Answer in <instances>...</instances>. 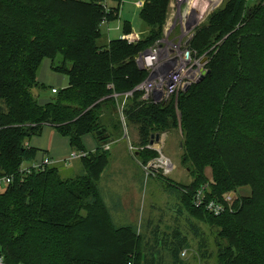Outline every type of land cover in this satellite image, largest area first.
Here are the masks:
<instances>
[{
  "label": "trees",
  "instance_id": "trees-1",
  "mask_svg": "<svg viewBox=\"0 0 264 264\" xmlns=\"http://www.w3.org/2000/svg\"><path fill=\"white\" fill-rule=\"evenodd\" d=\"M103 2L0 0V178L11 179L0 193L4 264H167L165 257L169 264H189L180 257L189 241L178 229L164 238L153 232V242L112 223L98 186L108 166L106 152L89 154L82 175L73 181L61 179L52 167L27 176L18 173L35 161L36 151L26 141L45 126L67 137L75 151H84V136L96 140L102 129L113 141L109 130L122 129L118 107L130 93L122 113L142 147L178 123L168 104L134 92L147 79L139 58L164 38L171 1L145 0L139 14L145 34L138 41L105 45L100 26L117 18L122 0H112L116 7L107 12ZM123 33L131 34L130 25H124ZM186 49L190 58L206 59L209 73L181 91L176 102L185 160H193L198 175L200 168H211L208 199L222 202L224 194L246 184L251 192L216 218L191 204L206 185L186 188L191 207L208 218L189 214L211 234L215 230V252L210 253L203 229L186 217L197 241L199 259L194 262L264 264V176L241 174L231 165L236 147L264 159V0L225 1L194 29ZM44 60L69 81L52 101L40 104L31 92L44 88L36 80Z\"/></svg>",
  "mask_w": 264,
  "mask_h": 264
},
{
  "label": "rangeland",
  "instance_id": "rangeland-1",
  "mask_svg": "<svg viewBox=\"0 0 264 264\" xmlns=\"http://www.w3.org/2000/svg\"><path fill=\"white\" fill-rule=\"evenodd\" d=\"M81 1H86V0H81ZM144 1L145 0H122V3L118 10L117 18L108 22L107 24H102L100 26V33L102 36L100 43L105 45L109 41L123 39L124 37L123 28L125 24L130 25L131 33L138 37L136 38L137 39L136 41H138L140 37L144 35L145 32L147 31L139 17L140 7L138 6V3L142 2L141 4H143ZM225 1L227 0H218V3L209 11L205 12L203 16H202L203 13L202 10L199 11L197 13L198 15L197 17L189 18L184 23V25H182L183 22L180 20V17H176L175 15L173 16L169 15L167 24L164 27L163 45L169 49H172L171 53L174 56H180V57L184 56L187 53V49H186L187 46H185V43L193 35L194 29L198 27L200 24H202L205 21L206 17L210 15V13H212L216 9H219ZM202 4H205L203 3L202 0H194L193 5L189 6V10H187L188 7H186V4L185 5L182 4L179 8L181 12L180 16L183 17L185 14L189 15L190 10L196 11L197 9L202 7ZM104 5L106 6L107 10H112L116 7V4L113 3L112 0H104ZM208 5L210 6V4ZM199 15L202 17H199ZM189 28L190 31L188 30ZM190 57L187 64L190 66L193 65V69L198 68L200 76H203L201 75V71H203L204 73L206 62L205 64H201V61L203 59L190 58ZM47 63L48 61L45 60L39 67V73H40L39 80L41 78V73L45 71V65H47ZM48 72H50L51 74L56 73L52 70L50 71V69H48ZM52 78L55 80V83H53V85H50L49 83L41 82L44 85L43 89L36 88L32 90L31 93L38 103L45 104L48 103L49 101H52L55 98V95L51 93L52 89H55L56 91L59 92L68 87L69 80H67L65 76L53 74ZM148 78H149V73L147 72V79ZM59 79L64 81L63 83H59L62 85L58 84L54 86V84H57L56 82L59 81ZM180 92L181 91L179 90L175 94L171 96H163L161 99L160 104H168V106H166L167 109H171L175 113L178 120V123L174 128H169L168 132H165L168 133V135H166L165 138H164L165 135H163L165 133L161 134L160 142L161 139L165 141L162 146H160L161 144L160 142L158 145H154L152 147H150L149 144H147L146 147H142L141 145H139V138L137 136L136 130L132 126H126V123L124 122V117L122 112L127 99L124 98L123 101L121 102V105L118 107V113H117V118L119 117V119L123 123L122 129L120 131L109 130V133L113 137H115V139L110 143L111 145L110 152L107 150L106 147L101 148L100 150L102 152H106V154H109L108 166L105 169V173H107V175L113 174V179L117 177L116 180H120L121 179L120 174H124L125 167L126 168L129 167L132 170V173L127 172L126 175L132 174L134 176L136 174V178L134 181H139V182L137 183V186L134 187V192H138L139 190H141V194L139 195L136 202L137 209H135L136 211L132 212L134 217L137 216L138 219L136 223L133 224V226L137 227V225H140L142 222L144 227L147 228V231L148 232L151 231V233H149V236L152 238L153 242H154L155 234L156 235L159 234L160 238H164L165 235L170 236L172 230L178 229L179 231H181L180 233L184 234L187 237V240L189 241V249H187V257L185 261H187L189 264H197L196 262H194V259L196 260L199 259V255L196 249L197 241L193 236H191L193 234L192 231L189 229V226L187 225L188 224L187 222L189 220L187 221L186 217H189L194 224L198 225L200 229H203V233L207 237L208 250L210 253L215 252V248H214L215 230H213V233L211 234L208 228L200 224L196 216L189 214V211H192L196 215H200V216L203 215V218H208L207 215L197 212L191 207L190 196L188 195V190L186 188L191 184L194 185V189L198 187V184H202V183L205 185L212 184L213 176H212V170L208 166L204 167L203 169L200 168L201 175H198L197 174L198 170L193 167V160L191 158L189 161L185 160V156H187V154H186V150L183 147L184 133L179 123V111L177 109V103H176ZM39 136H34V137H39ZM117 142L119 143L115 145V143ZM205 146L208 147L209 143L207 142L204 145V147ZM236 148L238 150L237 153L233 156L234 159H232L231 162L232 169L241 174L248 175L252 173V174H257L259 176H264V159H261L257 155V153L252 150L243 149L241 147H236ZM155 149H158V151ZM126 150L128 152V155L126 153ZM146 150L154 153L153 157L150 156L151 157L150 158L147 153H144V151ZM228 150H230V148ZM134 152L135 154L137 153L138 155L135 156ZM161 157H163L167 162L168 167L166 168L168 170L170 168L169 171L170 175L165 174L163 170L159 171L157 169L155 170L156 175L155 173L149 172L150 178H147L146 176L145 178L142 175L141 169L145 168L147 172L149 170H153L151 168V165L153 163L160 165L159 161H161V159L159 158ZM85 160L72 161L67 166H64L63 164L55 165L58 170L57 173H59V177L61 179H68L72 181L77 179L78 176L82 175L81 167H82V163ZM136 161L139 162L142 168ZM23 166L25 167L29 165L24 164ZM151 181H157V185L153 186L150 189L152 192L148 193V187H150V184L152 183ZM102 182L104 184L109 182L108 176L105 177L104 180H102ZM99 186H100V181H99ZM244 186L246 187L240 186L231 193H226L221 197L223 201H224V197L228 198V202H226L227 212H230V210L233 209L235 204L239 205L240 200L250 198V194H251L249 189L250 187L247 184ZM125 189L126 187H124L123 190ZM100 190L102 192V196H105L106 190L107 192H110V189H104L105 191H103V189L100 188ZM4 192L5 190L2 191V193ZM258 196H261V194H258ZM145 197L148 198L151 209H153L152 214L153 215L155 214V217L151 214L149 217L148 216L143 217V206L145 207V203H143V201ZM147 208H149V206L146 203V210ZM129 210H131V208ZM179 213H181V220L179 219L180 217ZM128 222L126 220H123L117 224H119L120 226H125L130 224ZM148 222H150L151 225L147 224ZM187 229H188V233H187ZM153 232H155V234L151 236ZM207 264H211V263H207Z\"/></svg>",
  "mask_w": 264,
  "mask_h": 264
},
{
  "label": "built area",
  "instance_id": "built-area-1",
  "mask_svg": "<svg viewBox=\"0 0 264 264\" xmlns=\"http://www.w3.org/2000/svg\"><path fill=\"white\" fill-rule=\"evenodd\" d=\"M189 1L190 0H176L177 15L181 14L179 8L182 4H186V7H188L187 10H189ZM141 6L142 5L139 7ZM104 9L107 12L105 5ZM185 22H183V25ZM102 24H107V22L103 20ZM123 39H126L129 42L137 40L136 38L133 39L132 36L131 39L128 36H125ZM163 43L164 39L148 50L149 54L147 57L143 58L141 56L139 58V64L149 73V78L134 89V92L141 93L142 99L146 100L150 98L154 103H160L163 96H171L179 90L185 91L191 85L198 83L202 77L199 74L198 68L193 69V65L190 66L187 64L189 61L188 52L182 57L174 56L171 53L172 49L167 48ZM202 73L203 71H201V75H203ZM57 92L58 91L55 89L51 90V93L54 95ZM130 96L131 93L127 94L125 98ZM88 156L89 154L84 151H75L70 154L64 164L68 165L70 162L76 160L81 161ZM159 159H161V161H159L160 165L153 163L151 165L153 170H150L149 172L156 173L155 170L158 169L159 171L163 170L165 174H169L170 168L169 170L166 168L168 167L167 162L163 157ZM53 165L54 161L51 160L50 157L44 156L40 161L34 162L30 167L22 166L18 173L27 176L31 172H38L42 169L52 167ZM10 183V178H0V193H2ZM208 195L209 191L207 185L199 188L191 199L193 208L203 210L206 214L216 218L225 214L227 211L226 202H228V198L224 197V201L222 200V202H220L216 199H208ZM180 257L186 259L187 251H182ZM0 264H4L2 256H0Z\"/></svg>",
  "mask_w": 264,
  "mask_h": 264
},
{
  "label": "crops",
  "instance_id": "crops-1",
  "mask_svg": "<svg viewBox=\"0 0 264 264\" xmlns=\"http://www.w3.org/2000/svg\"><path fill=\"white\" fill-rule=\"evenodd\" d=\"M170 1H171V3H170V6H171L170 16L175 15L176 17H180V20L182 22H185L189 18H191V15L189 17V15H187V14H185L183 17H181L180 15H177L176 14V11H177L176 10V3H175L176 0H170ZM141 3L142 2L138 3V6L142 5ZM197 16L198 15L196 13L194 17H197ZM199 17H201V16L199 15ZM180 20H179V22H180ZM182 25H183V23H182ZM131 36L133 39L138 38L137 36L133 35L132 33L130 35H128V37L130 39H131ZM124 37H125V35H124ZM46 61H48V63H47V65H45V71H43V73H41L40 80H39V74H40L39 70H38L37 75H36V80H37V83L39 85H43L41 82L49 83L50 85H53V83H55V80L52 78L53 74L61 75V74H56V73L51 74L50 72H48V69H50V71H51V62L49 60H46ZM38 80H39V82H38ZM63 82H64L63 80L59 79V81L56 82L57 84H54V86L58 85L59 83H63ZM59 85H62V84H59ZM163 135H165L164 136V138H165L166 135H168V133H165ZM160 138H161V135H160ZM119 142L115 143V145H117ZM164 142L165 141L161 139L160 146H162ZM26 143H27L26 145L28 147H30L36 151V156H35L34 162L40 161L42 156L43 157L48 156L51 158V160L54 161V165L52 166V168H55V169H57L55 165L63 164L64 166H67L64 164L65 161L69 158L70 154L75 151L71 147L70 141L67 137L61 136L58 132H56L53 128H51L49 126H45L42 128V132H41L39 137L33 136L29 140H27ZM158 144L159 143H156L155 145H158ZM82 146H83L84 152H86L88 154H94L96 152V150L101 149V148H105V147L107 148V150L109 152L111 151V145L110 144H107V145L103 144L102 146H99L98 142L91 135H87V136H84L82 138ZM160 146H157V147H160ZM127 150H128V147H127ZM127 150H126V153L128 155ZM155 150L158 151V149H155ZM160 151H161V149H160ZM134 155L136 156L135 152H134ZM136 162H138V161H136ZM138 164H139V162H138ZM141 168H142V166H141ZM124 170H125L124 174H120L121 175L120 180H116L117 177L113 179V174L107 175V173H105V171L101 174V177L99 180L101 187L98 185L99 186V192L101 195V199H102L103 204H104V206H105V208L109 214V217H110L112 223L116 227L133 228V229H135V231L138 235H142L148 239L150 237L149 233H151V231L148 232L147 228L144 227L142 222L140 225H137V227L133 226V224H135L136 221L138 220L137 216L134 217L132 212L136 211L135 210V209H137L136 202H137L139 195L141 194V190H139L138 192H134V187L137 186V183L139 181H134L136 178V174L134 172H133L135 174L134 176L132 174L126 175L127 172L132 173V170L129 167H127V168L125 167ZM141 170H142V175L144 177L146 176L147 178H150V175H149L150 170L148 172L145 168L141 169ZM155 175H156V173H155ZM168 175H170V173ZM168 175H166V176H168ZM107 176H108L109 182L104 184L102 182V180H104V178ZM151 182L152 183L150 184V187H148V193L152 192L150 189L153 186L157 185V181H151ZM124 187H126L125 190H123ZM100 188L103 189V191H105L104 189H110V192H107V190H106L105 196H102V192H101ZM143 203H145V207L143 206V217H147V216L149 217L150 214L153 215L152 214L153 209H151L150 202L148 201L147 197H145ZM146 203L149 206V208H147V210H146ZM130 208H131V210H129ZM179 215H180L179 219L181 220V213H179ZM153 216L155 217V214ZM138 218H139V216H138ZM123 220H126L127 222L130 221V222H128L130 224L125 225V226H120L119 224H117ZM147 224L151 225L150 222H148ZM181 259H183V258H181ZM183 260H185V259H183ZM164 262L169 264L170 259L168 257L167 258L165 257Z\"/></svg>",
  "mask_w": 264,
  "mask_h": 264
},
{
  "label": "water",
  "instance_id": "water-1",
  "mask_svg": "<svg viewBox=\"0 0 264 264\" xmlns=\"http://www.w3.org/2000/svg\"><path fill=\"white\" fill-rule=\"evenodd\" d=\"M188 30L190 31V28H189ZM190 41H191V37L186 41L185 46H188L189 43H190ZM148 54H149V53H148V51H147V52H145V53L142 55V57H143V58H144V57H147ZM187 55H188V54H187ZM186 57H187V56H186ZM205 62H206V59L204 58V59L201 61V64H205ZM208 73H209L208 71H205V72L203 73V76L206 75V74H208ZM187 90H188V88H187L185 91H187ZM96 136H97V139H96L97 142H101V143H103V144H105V145L110 144V143L112 142V140L108 138V134L106 133V130H105V129H102L101 131L97 132V133H96ZM159 141H160V135L153 136V137H151V140H150L149 146L152 147V146H154L156 143H159Z\"/></svg>",
  "mask_w": 264,
  "mask_h": 264
},
{
  "label": "bare ground",
  "instance_id": "bare-ground-1",
  "mask_svg": "<svg viewBox=\"0 0 264 264\" xmlns=\"http://www.w3.org/2000/svg\"><path fill=\"white\" fill-rule=\"evenodd\" d=\"M203 1V3H205V4H202V7L201 8H199V9H197L196 11H192V10H190V12H189V17H190V15H191V17H194L195 16V14L196 13H198L199 11H201L202 10V16L205 14V12H207V11H209L211 8H213L217 3H218V0H202ZM193 2H194V0H190V2H189V6L190 5H193ZM208 4H210V6L208 5ZM207 5V6H206ZM201 16V17H202Z\"/></svg>",
  "mask_w": 264,
  "mask_h": 264
}]
</instances>
